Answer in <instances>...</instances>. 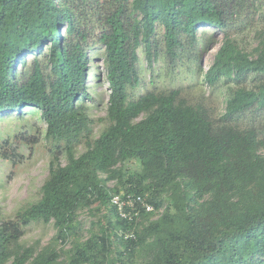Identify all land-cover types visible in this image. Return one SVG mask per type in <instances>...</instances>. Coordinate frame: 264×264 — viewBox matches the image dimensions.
<instances>
[{"label":"trees","instance_id":"obj_1","mask_svg":"<svg viewBox=\"0 0 264 264\" xmlns=\"http://www.w3.org/2000/svg\"><path fill=\"white\" fill-rule=\"evenodd\" d=\"M206 27L223 42L205 81L233 83L219 121L180 89L132 98L140 48L152 63L164 42L175 63ZM97 45L110 95L94 138L85 102ZM26 109L40 112L54 148L41 199L13 218L0 211V264H264V0H0V115ZM122 191L147 195L157 213L130 225L111 204ZM96 202L115 220L59 251ZM51 221V245L21 244L31 224Z\"/></svg>","mask_w":264,"mask_h":264},{"label":"rangeland","instance_id":"obj_2","mask_svg":"<svg viewBox=\"0 0 264 264\" xmlns=\"http://www.w3.org/2000/svg\"><path fill=\"white\" fill-rule=\"evenodd\" d=\"M257 26L260 27L261 23H257ZM253 38L254 33L245 29L238 41L249 51L255 45ZM222 42L221 32L211 27L202 28L199 31V44L194 48L187 46L175 63L167 57L164 42H160L161 53L152 63L147 59L145 49L140 48L138 67L141 83L131 91L132 98L137 99L148 91L180 89L188 104L202 106L212 119L219 121L226 112V99L233 83L224 80L210 86L204 77L214 64ZM91 59L88 90L92 99H87L85 104L93 119V137L98 138L109 125L106 118L110 89L103 61L104 48L94 46ZM46 135L47 124L37 110L11 111L0 115V211L5 219L13 218L18 211L41 199L42 186L49 176L51 150L54 148V143ZM84 151L85 147L79 146L77 155ZM66 162L63 155L61 163L65 165ZM125 168L139 171L141 165L131 160L125 163ZM115 184V181H111L109 187L113 188ZM78 219V229L66 244L57 245L59 251L62 247L69 249L71 242L86 241L92 233L102 229L101 225L108 226L110 219L114 221L115 216L110 207L96 202L89 208L80 209ZM55 235L53 221L48 224L35 222L25 229L21 244H36L38 250H42L52 244Z\"/></svg>","mask_w":264,"mask_h":264},{"label":"built area","instance_id":"obj_3","mask_svg":"<svg viewBox=\"0 0 264 264\" xmlns=\"http://www.w3.org/2000/svg\"><path fill=\"white\" fill-rule=\"evenodd\" d=\"M111 204L120 218L127 220L130 224L138 223L143 213H157L154 206L148 201L147 195L133 194L126 197L115 195L111 199ZM134 236V229L126 235L127 238H134Z\"/></svg>","mask_w":264,"mask_h":264},{"label":"clouds","instance_id":"obj_4","mask_svg":"<svg viewBox=\"0 0 264 264\" xmlns=\"http://www.w3.org/2000/svg\"><path fill=\"white\" fill-rule=\"evenodd\" d=\"M115 195H121L122 197H126L127 195H123V194H114V195H112V197L113 196H115ZM142 195V194H141ZM112 197H111V199H112ZM147 199H149V197L147 196ZM113 207V206H112ZM138 224V223H137ZM136 224V225H137ZM130 225H135V223H132V224H130ZM135 229V228H134Z\"/></svg>","mask_w":264,"mask_h":264}]
</instances>
